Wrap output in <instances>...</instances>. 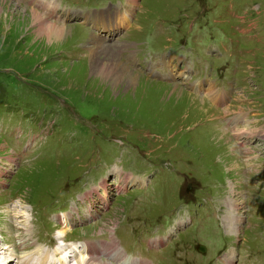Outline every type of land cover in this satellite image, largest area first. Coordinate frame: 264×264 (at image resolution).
<instances>
[{
  "label": "rangeland",
  "instance_id": "1",
  "mask_svg": "<svg viewBox=\"0 0 264 264\" xmlns=\"http://www.w3.org/2000/svg\"><path fill=\"white\" fill-rule=\"evenodd\" d=\"M61 2L94 13L126 11L130 22L111 44L130 43L127 50L137 53L140 66H128L141 76L123 63L140 77L136 84L114 88L96 77L90 54L85 60L82 56L91 27L79 16L67 27L45 16L69 31L65 39L50 42L36 38L31 26L0 17V245H7L19 258L40 245L55 264H61L56 250L64 254L71 248L66 250L58 237L62 225L56 214L68 210L76 214V204L71 209L70 205L81 192L111 175L117 177L112 184L118 185L119 177L129 174L145 177L146 184L120 187L123 192L114 194L96 221L74 225L65 241H94L114 234L126 253L145 255L152 264H208L207 260L235 264L233 253L231 262H224L225 253L219 255L230 246L237 254L244 247L248 254L249 249L264 253V157L249 160L253 164L249 167L241 158V145L233 140L234 130L228 129L230 117L246 112L249 124L243 130L249 135V155L245 156L264 151V0ZM0 3L29 23L30 11L42 15L25 0ZM186 70L189 78L174 76ZM197 80L215 81L227 90L232 96L229 110L195 91L190 84ZM253 133L258 137L250 136ZM10 158L17 163L9 164ZM185 175L194 179L195 190L190 193L185 189L188 180L179 177ZM176 177L185 182L183 190ZM226 194L233 198L232 207L238 205L236 214L244 215L239 243L227 235L226 223L211 213L224 215L215 201ZM19 202L31 213L28 231L21 225L25 218L14 215L16 226L25 230L22 234L9 212ZM187 202L193 204L196 223L171 232L169 227L181 214L182 222L188 219L186 206L184 214L179 210ZM75 203L80 209L79 201ZM194 233L205 235L195 238ZM23 236H28L27 242L18 245ZM157 239L161 242L152 245ZM191 239L195 246L208 245V254L201 255L199 248L193 251ZM67 264L76 260L71 257ZM237 264L256 261L243 256Z\"/></svg>",
  "mask_w": 264,
  "mask_h": 264
},
{
  "label": "bare ground",
  "instance_id": "2",
  "mask_svg": "<svg viewBox=\"0 0 264 264\" xmlns=\"http://www.w3.org/2000/svg\"><path fill=\"white\" fill-rule=\"evenodd\" d=\"M130 1L133 2L134 4H136L138 2V0H130ZM4 5L0 3V17H1V19H5V18H6V20L12 19V23H15L14 25L20 23V25L22 27L24 26V27L28 28L31 26V32H33V34L36 38H45V40H47L49 42L51 40L59 41V40L65 39L66 36H68V34H69V31L67 29H64V28H62L56 24H52V23L48 22V19H46L45 16L40 11L39 12L42 15H40L39 13H37L35 11H30L32 14L31 15L32 20H31V23H29V20L26 17L23 16L21 18L20 17L18 18L17 16H15V14L13 13L12 10L6 9L4 7ZM30 10H32V9H30ZM16 20H19V22H15ZM118 23H119V26H123L126 23V20L123 17L119 16ZM32 26H34L36 29L32 28ZM67 26L68 25H64L63 27H67ZM29 32H30V30H29ZM91 42H94V39H92ZM112 51L114 53H116L114 50H112L110 45H106V44L102 43L101 41L97 42L96 45H93V43L90 44V53H89L90 59H89V61H90L91 72L96 77L100 78V80H107L108 82H110V84L114 88L120 86L122 83H126L128 85L136 84L138 82V80L140 79V77L137 75H134L133 73H135V74H138V73L132 71L127 66V64L124 63L123 61H121L122 59L120 60ZM116 54L119 55V53H116ZM88 55L85 56V58H83V59L84 60L87 59ZM119 57H120V55H119ZM123 63L133 73H130L129 69ZM180 73L181 72H179L178 74H180ZM187 73H188L187 71H184L182 73V76L184 78H187ZM138 75H140V74H138ZM176 87H178V86H176ZM178 88L181 89L180 87H178ZM245 113H238L234 117V123L235 124H238L239 122L244 123V125H241L240 128L237 127L235 130L237 132H240L241 136L245 135L246 138L249 139V135L243 130V129H247L246 126H248V124H249L248 123L249 118H246L247 115ZM250 136L258 137V134L253 133V135H250ZM247 143H249V141H243L242 145H247ZM241 151L245 155H249V145L242 147ZM14 161H15L14 159L10 158L9 164H12ZM7 166H9V165H7ZM2 171H4V169H2ZM237 194H239V193H237ZM229 199H233V198L229 197ZM12 203H10V204H12ZM236 206H238V205H234L235 209H236ZM18 207H20V209L17 210ZM14 208H15V210H14ZM9 212H11L13 214V217H14V215L15 216L18 215L16 217V219L18 217L19 218L24 217L25 218V224L21 223V225L23 228H26V230L28 231V229L32 225L31 222H29L30 211H29L28 207L19 202ZM14 213H16V214H14ZM30 217H31V213H30ZM243 218H244V215H242V213L239 212L236 214V216L234 218V220L236 221L235 227L241 225ZM14 219H15V217H14ZM16 219H15V226L17 225ZM231 225H233L232 222L226 224L228 229L230 227V230L233 229V226L231 227ZM66 226H67V228H65ZM70 227H71V224L68 220V216H66L65 220L63 221V226H61V228L58 229V232H57L58 237L63 238V240L65 241L66 232L68 229H70ZM84 228H86V227H84ZM16 229L18 232L20 231L19 232L20 234H22L25 231L24 229L19 228L17 226H16ZM59 232H60V234H59ZM28 236H26V237L23 236L24 241H20V243L18 245L25 244L27 242ZM114 239L115 238L112 237L110 240L111 242L99 240L95 243H92V242H88V243H86V242H84V243L74 242V243H71V246H70L71 250H70V254H68V257L69 258L73 257L74 260H76V264H151L147 260H140L138 258H133L132 256H129V254L127 255L126 253H124L120 249V247L118 246L117 241ZM160 241H161L160 239L154 240V241H152V245L156 246L157 244L160 243ZM75 243L77 245H75ZM29 244L31 245L33 243H29ZM92 245H94L95 250H101V254H94V255L89 254L88 255V253H87L88 247L92 246ZM6 246L7 245H5V246L0 245V258H6V260H4L2 264H7L9 261L15 262L16 264H50L49 252L47 251V253H45L46 250H44L40 245H37L36 247L33 246L32 248L34 250L27 252V254L23 256L24 258L23 257L19 258L20 255L13 256V254H15V253H10L9 248H7ZM38 247L40 249L36 250L35 248H38ZM15 248H17V247H15ZM30 252H33L32 253L34 255L33 258L29 256ZM35 252L37 254L36 256H35ZM56 252L61 253L60 248H58L56 250ZM102 255L107 256V260H104L102 258ZM37 258L39 260H41V263L36 262L38 260ZM65 259H66V257L63 256V254L59 255V260L61 263H65L64 262Z\"/></svg>",
  "mask_w": 264,
  "mask_h": 264
},
{
  "label": "crops",
  "instance_id": "3",
  "mask_svg": "<svg viewBox=\"0 0 264 264\" xmlns=\"http://www.w3.org/2000/svg\"><path fill=\"white\" fill-rule=\"evenodd\" d=\"M120 57H121V55H120ZM129 67V66H128ZM130 68V67H129ZM131 69V68H130ZM132 70V69H131ZM133 71V70H132Z\"/></svg>",
  "mask_w": 264,
  "mask_h": 264
}]
</instances>
